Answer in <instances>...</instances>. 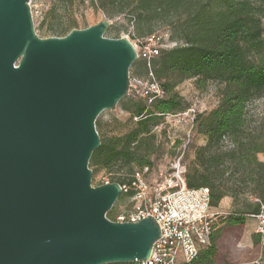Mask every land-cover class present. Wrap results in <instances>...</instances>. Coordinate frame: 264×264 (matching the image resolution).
Instances as JSON below:
<instances>
[{
  "label": "water",
  "instance_id": "95a60500",
  "mask_svg": "<svg viewBox=\"0 0 264 264\" xmlns=\"http://www.w3.org/2000/svg\"><path fill=\"white\" fill-rule=\"evenodd\" d=\"M107 18L40 38L29 0H0V264L146 260L157 222L105 217L121 187H93L97 116L129 91L138 58Z\"/></svg>",
  "mask_w": 264,
  "mask_h": 264
},
{
  "label": "trees",
  "instance_id": "16d2710c",
  "mask_svg": "<svg viewBox=\"0 0 264 264\" xmlns=\"http://www.w3.org/2000/svg\"><path fill=\"white\" fill-rule=\"evenodd\" d=\"M88 1L108 17L123 15L133 20L138 36L150 33L153 21L167 24L178 42L169 49L161 48L149 60V66L138 57L144 61L145 76L136 78L145 80L150 69L165 96L148 102L134 92L146 102L130 100L124 107L137 119L135 126L124 134L100 140L88 163L106 170L133 164L150 167L158 151L153 127L161 117L187 107L173 91L175 85L188 78L194 79L197 88L215 82L219 85L217 105L193 115L192 130L204 137V143L195 147L185 167L186 185L193 189L207 187L210 206L215 208L224 197L233 203L246 195L264 201V161L258 159V154H264V116L249 109L264 92V0ZM53 11L54 7L50 13ZM142 24L147 25L146 31L140 30ZM184 154L185 147L182 159ZM135 171L126 180L112 181L122 187L120 196L131 198L134 194ZM259 210V202L253 206L242 202L221 221L227 226H240L245 216L256 215ZM217 218L213 224L217 232L212 231L210 243L187 264H215Z\"/></svg>",
  "mask_w": 264,
  "mask_h": 264
},
{
  "label": "rangeland",
  "instance_id": "374dc122",
  "mask_svg": "<svg viewBox=\"0 0 264 264\" xmlns=\"http://www.w3.org/2000/svg\"><path fill=\"white\" fill-rule=\"evenodd\" d=\"M29 6L34 31L40 38L62 37L70 32L66 33L68 29H84L96 24L103 18H107L111 23L104 32V36L107 38L126 37L135 47L139 48L140 43L137 40L143 42L148 35L158 32L163 37V49H169L178 43L167 24L153 21L151 22L152 31L143 36H138L133 20L123 15L108 17L102 10L94 8L88 0H73L72 2L66 0H29ZM53 7L55 11L50 13V9ZM262 25L264 35V18ZM140 30L146 31L147 25H140ZM143 62L142 59L137 58L132 63L133 65L129 68V79L145 76ZM173 91L185 100L187 107L183 112L161 117L159 123L153 127L158 151L151 159L153 163L150 166V177L152 179L157 177L161 171H170L172 162L180 155L183 147H185V154L182 161L186 167L193 158L195 147L204 143V137L192 130L193 115L209 111L217 105L219 100V85L215 82H208L204 88H197L194 79L188 78L177 83ZM130 100H141L146 104L145 100L129 90L127 95L119 100L113 109L104 110L97 116L95 129L100 140L124 134L135 126L137 119L124 109ZM190 109L194 112L185 114ZM249 109L264 116V92L249 105ZM261 157L264 161V154ZM88 168L92 170L91 185L96 187L114 180H126L139 166L133 164L131 167L106 170L88 163ZM119 196L105 214L106 218L114 222H117V217L122 211L130 210L134 206V202L126 194ZM243 198L237 199L235 203L232 202L231 198L230 203H225L226 201L222 200L218 207L210 208V211L216 213L218 217L216 227L222 223L221 217L236 211L242 202L253 206L256 202L254 199L257 197L246 195ZM255 225L256 221L253 217L245 216L243 225L231 227L223 225L220 227L226 228L222 234L218 233V237L216 235L215 238L218 239V246L223 251L224 263L227 264V257L232 255L236 264H261L255 262L259 254L260 243L259 236L254 232ZM215 232L217 231H213V233Z\"/></svg>",
  "mask_w": 264,
  "mask_h": 264
},
{
  "label": "built area",
  "instance_id": "2783aa9c",
  "mask_svg": "<svg viewBox=\"0 0 264 264\" xmlns=\"http://www.w3.org/2000/svg\"><path fill=\"white\" fill-rule=\"evenodd\" d=\"M137 41L140 43L139 48L135 47L138 57L145 59L149 66V60L163 47V37L155 32L143 42ZM129 90L148 102L165 96L150 69L145 80L135 77L129 79ZM189 112L194 111L190 109L185 114ZM182 155L183 150L172 162L170 171H161L154 179L150 177L149 166H143L134 172L135 192L131 196L134 206L122 211L117 221L137 222L151 216L160 230V236L152 244L149 257L134 264H187L202 247L210 243L217 217L216 213L210 211V192L207 187H187ZM254 201L260 203L258 214L250 215L256 221L254 232L260 240L255 262L264 264V201H259L258 198Z\"/></svg>",
  "mask_w": 264,
  "mask_h": 264
},
{
  "label": "crops",
  "instance_id": "0c3cea01",
  "mask_svg": "<svg viewBox=\"0 0 264 264\" xmlns=\"http://www.w3.org/2000/svg\"><path fill=\"white\" fill-rule=\"evenodd\" d=\"M261 155H263V154H258V159L259 160H263V158L261 157ZM223 201L225 200L226 202L225 203H230V198L229 197H224L223 199H222ZM222 200L220 201V202H222ZM223 225H225V223H221L216 229H220V230H218V232L220 233V234H222L223 232H224V229L227 227L226 225V227H224V228H220L221 226H223ZM231 227V226H230ZM254 229H255V227H254ZM216 262H215V264H225L224 262H223V251L222 250H220V247L218 246V252H217V255H216ZM227 264H236V262H235V260H234V258H233V256L232 255H230L229 256V258L227 259Z\"/></svg>",
  "mask_w": 264,
  "mask_h": 264
}]
</instances>
